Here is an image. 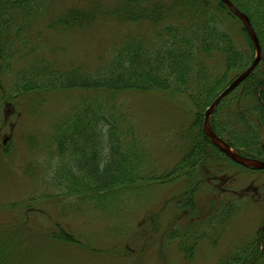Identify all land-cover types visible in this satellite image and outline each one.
I'll list each match as a JSON object with an SVG mask.
<instances>
[{
	"label": "trees",
	"instance_id": "trees-1",
	"mask_svg": "<svg viewBox=\"0 0 264 264\" xmlns=\"http://www.w3.org/2000/svg\"><path fill=\"white\" fill-rule=\"evenodd\" d=\"M230 1L249 16L264 48V0ZM104 16L163 26L153 38L127 37L109 58L101 59L91 68L86 64L57 68L54 61L43 56L44 53L39 54L38 47L32 44L35 40L41 49L48 43L42 38L44 31L82 29ZM229 20L239 26L248 49L235 43L228 28ZM215 53L223 56L221 69L205 62ZM253 56V46L245 29L220 0H118L110 8L94 1L87 9L59 6L54 0H0V108L41 92L76 89L93 93L78 102L79 117L75 120L79 121L80 128L69 132L72 126L68 125V131L55 139L54 158L58 164L53 185L61 191L59 196L83 200L99 209H105L107 200L118 203L121 196L137 191L140 184L162 186L168 180L184 179L185 187L192 189L193 196L201 194V187L208 181H195L191 176L201 172L199 168L205 165L208 156L216 165L219 157L232 163L202 133L203 114L228 82L250 65ZM250 73L234 90L238 94L233 98L229 95L219 104L211 124L217 135L233 148L254 157L264 155V64ZM136 90L163 92L170 100L184 96L196 110L191 125L183 129V158L168 176L144 174L143 164L122 153L126 148L138 150L132 125L126 124V130L116 132L115 124L100 113L103 102L114 101L119 93ZM220 107L228 110L222 112ZM112 119L120 120L118 116ZM79 156L83 165L74 164ZM208 168L202 169L203 178L208 175L205 171ZM190 205L194 212L191 209L188 220L174 231L179 249L188 256L189 244L212 229L222 231V226L239 209L235 204L221 202L217 227L213 222L218 217L213 213L200 215L206 227L199 234L193 223L204 204L192 197L185 208ZM24 227L22 222L0 225V264H12L33 249L35 236ZM60 230V234L52 232L48 236L50 241L75 242L72 235ZM10 234L18 235L17 240L16 236L8 238ZM260 234L259 241L235 247L218 264H264V229ZM168 237L171 238L170 234Z\"/></svg>",
	"mask_w": 264,
	"mask_h": 264
},
{
	"label": "rangeland",
	"instance_id": "rangeland-1",
	"mask_svg": "<svg viewBox=\"0 0 264 264\" xmlns=\"http://www.w3.org/2000/svg\"><path fill=\"white\" fill-rule=\"evenodd\" d=\"M54 1L59 6L76 5L82 9L91 7L94 1L106 8L118 3V0ZM227 23L237 46L248 49L239 26L230 20ZM162 26L104 16L82 29L44 31L42 38L48 43L41 49L35 40L32 44L38 47L39 54L44 53L43 56L54 61L57 68L67 69L79 64L91 68L101 59L109 58L127 37L147 35L153 38ZM262 50L264 53V48ZM222 61L223 56L217 53L205 60L208 65L216 64L220 69ZM238 92L234 91L229 97L233 98ZM92 95V92L76 89L41 92L0 108V225L22 222L26 226L24 229H30L35 236L33 249L12 264H217L236 244L242 246L257 239L258 230L264 223V200H251L248 196L251 192L247 191V197L239 194L250 183L260 188L264 172L242 170L233 163H225L222 157L216 165L208 156L201 172L197 171L191 177L195 181H208L211 176L213 179L201 187L207 193L209 188L213 189L228 178L224 186L231 191L218 196L219 201L238 204L240 208L225 224L222 236L203 238L189 260H184L176 249L177 243L171 245L167 238L172 217L168 199L183 192V182L171 185L175 182L168 180L163 186L140 184L139 191H129L118 203L107 200L105 209L73 197L59 196L61 191L53 185L58 164L54 158L57 152L55 139L68 130L80 128L79 121L75 120L79 117L78 102ZM100 113L115 124L116 132L117 129L126 130V124L132 125L138 150L126 148L122 153L143 164L144 174L154 172L155 176L161 177L174 173L183 158L185 133L182 129L191 125L196 110L184 96L170 100L163 92L136 90L119 93L114 101L103 102ZM117 116L120 120L114 121L112 118ZM68 125L72 128L67 130ZM5 137H8L6 145L2 146ZM3 149L7 150L3 152ZM74 164L83 165L82 157L79 156ZM205 167H210L207 178L202 175ZM220 169L227 170L223 171L225 175ZM185 194L180 193L178 197ZM10 204L14 205L8 208ZM163 208L167 211L165 216L161 212ZM148 216L153 217V224ZM217 219L220 222L219 217ZM155 221L157 233L156 229L151 231ZM60 229L72 235L75 242L50 241L48 236L52 232L60 234ZM15 236L10 234L8 238Z\"/></svg>",
	"mask_w": 264,
	"mask_h": 264
},
{
	"label": "water",
	"instance_id": "water-1",
	"mask_svg": "<svg viewBox=\"0 0 264 264\" xmlns=\"http://www.w3.org/2000/svg\"><path fill=\"white\" fill-rule=\"evenodd\" d=\"M225 6H227L231 12L240 18V20L243 23V27L247 31L248 37L252 40L254 48L256 50V56L253 60V63L250 65L248 69H246L244 72L240 73L239 77H237L235 80H233L228 87L222 91L217 98L210 104L209 107L206 108V112L204 113V125H203V133H205L206 136L210 138V141L215 144L218 149H220L225 155H227L230 159L235 161L236 163L240 165H245L246 167L255 168V169H264V162L258 160V159H250L243 155L238 154L235 152L231 146H229L228 143L223 141L220 137L216 135L215 132H213L211 126L209 117L214 112L217 104L225 97L231 90L236 88L238 84L243 81L249 74L250 71L254 66H256L261 58L263 57L262 50L260 48L259 39L257 38V35L251 26L249 17H247L244 13H242L235 5H233L230 0H220Z\"/></svg>",
	"mask_w": 264,
	"mask_h": 264
},
{
	"label": "flooded vegetation",
	"instance_id": "flooded-vegetation-1",
	"mask_svg": "<svg viewBox=\"0 0 264 264\" xmlns=\"http://www.w3.org/2000/svg\"><path fill=\"white\" fill-rule=\"evenodd\" d=\"M206 178H207V176H206ZM207 179L209 181V180H211L213 178L211 176H209ZM262 187L264 188V181L262 183ZM217 188L220 189V190H224L222 187L221 188H219L218 186H215L214 187V190L216 191V193H213L212 192L211 193L212 196L210 198V201H212L213 204H215L217 202L216 201V199L218 197V190H217ZM247 190H251L254 194H257L258 196L259 195H263L264 196V192L263 191H260V189L257 186L254 187V186L250 185V186L247 187ZM187 213H188V210L185 211V214H187ZM198 219H199V217H198ZM174 240H175L174 238H171V242L174 241Z\"/></svg>",
	"mask_w": 264,
	"mask_h": 264
}]
</instances>
